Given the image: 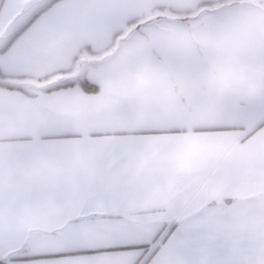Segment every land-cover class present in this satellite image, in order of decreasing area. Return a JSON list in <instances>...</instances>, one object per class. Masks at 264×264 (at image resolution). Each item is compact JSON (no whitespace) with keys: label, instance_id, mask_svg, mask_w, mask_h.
<instances>
[{"label":"snow or ice","instance_id":"snow-or-ice-1","mask_svg":"<svg viewBox=\"0 0 264 264\" xmlns=\"http://www.w3.org/2000/svg\"><path fill=\"white\" fill-rule=\"evenodd\" d=\"M0 264H264V0H0Z\"/></svg>","mask_w":264,"mask_h":264}]
</instances>
